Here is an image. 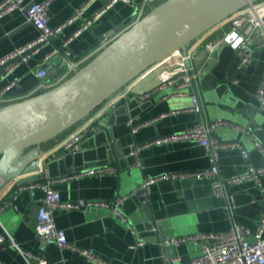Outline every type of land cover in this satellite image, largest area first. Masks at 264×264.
Segmentation results:
<instances>
[{
  "label": "crops",
  "instance_id": "crops-1",
  "mask_svg": "<svg viewBox=\"0 0 264 264\" xmlns=\"http://www.w3.org/2000/svg\"><path fill=\"white\" fill-rule=\"evenodd\" d=\"M42 1L45 0H26V6ZM85 1L53 0L48 7L49 26L65 23ZM108 1L95 0L82 18L65 26L35 56L3 78L0 88L19 79L18 85L9 89L5 98L12 99L21 87L27 94L39 83L56 76L64 67L62 54L54 55L45 65L46 80L39 81L34 72L51 51L63 52L62 43L73 37L83 21ZM162 1H155L154 7ZM135 2L136 8L125 3L113 5L89 29L73 37L67 46L71 60L105 40L124 20L130 17L134 20L141 0ZM223 32L217 30L210 38H217ZM38 36L39 30L28 23L24 11L5 15L0 19V60ZM203 61L206 64L200 76L184 97L163 100L157 95L144 101L147 97L142 91L148 83L142 82L152 73L135 83L113 108L93 119L94 130L80 141L76 155L49 153L65 135L41 145L39 162L54 181L52 188L62 201L79 205L76 209H58L53 213L55 226L64 231L69 245L91 252L104 264H164L160 242L165 238L225 233L233 222L252 232L257 229L262 216L264 175L259 183L247 180L227 188L233 199L232 217L222 209L224 200L214 195L212 179L208 177L178 176L156 181L149 186L143 203L133 195L140 191L147 178L199 172L211 166L209 155L197 143L160 141L199 123L210 125L220 121L221 124L214 128L215 137L219 141L237 143L248 152V159H245L239 150L220 151L221 176L242 175L250 164L255 169L264 168V154L256 147L259 143L264 150V110L258 109L255 97L264 72V50H256L250 64L242 70L236 69L235 53L227 46ZM2 72L0 68V75ZM191 95L198 98V112L186 110L191 107ZM104 167H111L112 171L102 175L84 174ZM17 187L9 184L0 194V209L4 207L0 211V236L4 239L0 244V264L32 263L33 257L43 258L49 264H100L71 249L60 251L55 244L38 241L34 225L44 195L38 189H28L13 199ZM118 199H123L121 211L125 220L114 216L109 208L87 206L98 202L111 205ZM252 240L250 237L249 241ZM138 241L142 242L139 247L135 246ZM165 250L170 257L179 258L176 264H185L199 255L200 247L185 242L169 245Z\"/></svg>",
  "mask_w": 264,
  "mask_h": 264
},
{
  "label": "built area",
  "instance_id": "built-area-1",
  "mask_svg": "<svg viewBox=\"0 0 264 264\" xmlns=\"http://www.w3.org/2000/svg\"><path fill=\"white\" fill-rule=\"evenodd\" d=\"M52 1L53 0H45L39 3L32 2L29 6H26V0H4L0 3V19L16 10L24 11L28 23L32 24L39 30V36L34 41L15 50L9 56L0 60V67H2L8 61L29 52L22 57L21 62H16L6 67L0 75V81L3 78L12 75L18 65L26 63L33 56H35L54 36L61 33L65 26L82 18L85 11L92 3H94L95 0H86L78 9H76L70 19L58 27H50L48 24V7ZM155 1L157 0H141L138 13L134 20H132V23L140 19L145 13L153 8ZM117 3L129 4L134 8L137 7L135 0H109L103 8L83 21V24L75 32L73 37H77L83 31L89 29L106 12V10ZM217 30H223L224 32L217 38L211 39V34ZM73 37L66 39L62 43L61 50L63 52L59 49H55L47 54L43 58V61L38 64V69L34 72L36 79L39 81L46 80L48 78V74L45 65L54 55L62 54L63 60L65 61L64 67L56 76L49 81L39 83L32 91L24 96L6 99L5 94L7 91L16 87L19 83V79L11 81L4 88H0V106L25 97L39 94L57 86L69 78L75 70L84 66L112 40V38L105 39L95 45L83 56L76 60H71L70 52L67 50V46ZM223 46H227L234 51L237 70H242L250 64L256 50H264V0L249 4L245 8L225 19L219 25L194 39L184 51L173 52L164 60L149 68L137 79L131 82L120 94L106 101L89 117L71 128L69 132H67L65 136H63V138H61V140L51 148L49 153L64 152L71 154L76 152L79 149L80 141L93 132V119L98 114L113 108L116 103L120 101V99L126 96L130 88L135 85V83H138L144 77L155 71H158L157 79L159 83L154 88L152 93H156L161 96L163 100L167 98L187 96V89L193 85L195 80L200 76L202 69L206 64L203 59L205 57H209V55H211L214 51L222 48ZM144 96L147 97L148 94H145ZM255 97L258 102V109L264 110V72L255 93ZM190 100L191 107L186 110L198 112L200 110L198 98L191 95ZM220 124V121H215L210 125L199 123L198 125L188 128L181 133L161 139L160 141L162 142L188 141L199 144L209 155L211 166L208 169L199 172L162 176L155 179H145L139 189L142 191L144 200L145 197H147L149 186L156 181L166 180L178 176L208 177L212 179L211 187L214 195L224 200L222 209L227 212L230 217H232L233 199L228 194L227 188L231 185L241 184L247 180L259 183L261 176L264 175V168L255 169L250 164L248 165V171L242 175L232 178H224L221 176L218 165V154L220 151L228 149L239 150L242 157L245 159H248V152L237 143L219 141L214 135V128ZM136 129L137 127L134 128V131H136ZM256 147L264 154V150L259 143H256ZM110 171H112L111 167H104L100 169L88 170L84 174L102 175ZM34 175L37 177L38 181L32 185L18 186L17 190L14 191L13 199L16 198L19 192L28 189H38L43 193L44 196L40 206L38 207L34 225V233L37 240L43 244H55L60 251L66 248L71 249L72 251L86 257L90 261L104 264L91 252L79 251L75 247L69 245L64 231L55 226L53 213L56 210L76 209L79 205L77 203L64 202L60 199L58 192L52 188L54 181L48 177L46 169L42 168L41 165L39 170ZM23 177L24 176L13 178L11 186L15 185L16 182L21 180ZM133 195H135V192ZM122 202L123 199H118L111 205L109 203L98 202L89 203L87 206L109 208L114 216L125 220L121 211ZM3 209L4 207L1 208L0 211ZM250 237L253 238L252 241H249ZM185 242H192L200 247L199 255L185 264H264V200L262 202V216L259 220L257 229L254 232L249 229L242 228L233 222L230 230L225 233H197L184 238L163 239V241L160 242V247L164 264H176L179 261V258L177 257H170L166 253L165 248L169 245L178 246ZM3 243L4 239L0 236V244ZM141 245L142 242L138 241L135 246L139 247ZM27 264L49 263L43 258L33 257L32 263L27 261Z\"/></svg>",
  "mask_w": 264,
  "mask_h": 264
},
{
  "label": "water",
  "instance_id": "water-1",
  "mask_svg": "<svg viewBox=\"0 0 264 264\" xmlns=\"http://www.w3.org/2000/svg\"><path fill=\"white\" fill-rule=\"evenodd\" d=\"M257 1L163 0L137 21L132 23L130 17L114 27L106 37L112 38L110 43L57 86L1 105L0 194L13 178L24 176L17 186L38 181L32 175L40 168L42 144L85 120L173 52L184 51L194 39ZM28 53L0 68L21 62ZM157 74L153 72L142 82L148 83L142 91L148 94L144 101L157 96L152 93L159 83ZM16 94L11 98L24 96L26 90L21 87ZM135 195L143 203L142 191Z\"/></svg>",
  "mask_w": 264,
  "mask_h": 264
},
{
  "label": "trees",
  "instance_id": "trees-1",
  "mask_svg": "<svg viewBox=\"0 0 264 264\" xmlns=\"http://www.w3.org/2000/svg\"><path fill=\"white\" fill-rule=\"evenodd\" d=\"M67 132H69V130H68ZM67 132H65V133L61 134L60 136H58V139H59L60 137H62L63 135H65Z\"/></svg>",
  "mask_w": 264,
  "mask_h": 264
}]
</instances>
